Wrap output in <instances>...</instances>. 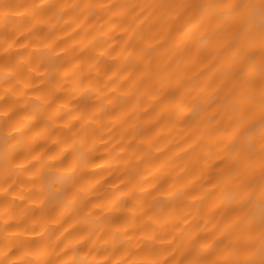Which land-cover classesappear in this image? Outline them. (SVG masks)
<instances>
[{
	"label": "clouds",
	"instance_id": "9594fccd",
	"mask_svg": "<svg viewBox=\"0 0 264 264\" xmlns=\"http://www.w3.org/2000/svg\"><path fill=\"white\" fill-rule=\"evenodd\" d=\"M0 264H264V0H0Z\"/></svg>",
	"mask_w": 264,
	"mask_h": 264
}]
</instances>
